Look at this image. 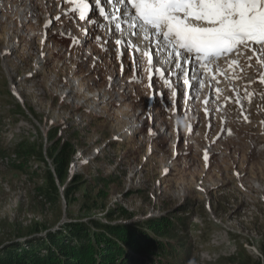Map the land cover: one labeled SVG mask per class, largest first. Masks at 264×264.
Instances as JSON below:
<instances>
[{"label": "rangeland", "instance_id": "rangeland-1", "mask_svg": "<svg viewBox=\"0 0 264 264\" xmlns=\"http://www.w3.org/2000/svg\"><path fill=\"white\" fill-rule=\"evenodd\" d=\"M54 3L0 2V262L264 264L259 50L237 49L257 57L232 59L235 84L201 81L183 106L133 51L121 73L90 22L85 63L58 53L79 28Z\"/></svg>", "mask_w": 264, "mask_h": 264}, {"label": "snow or ice", "instance_id": "snow-or-ice-1", "mask_svg": "<svg viewBox=\"0 0 264 264\" xmlns=\"http://www.w3.org/2000/svg\"><path fill=\"white\" fill-rule=\"evenodd\" d=\"M104 2L96 0L100 14L112 20L115 33H119L117 45L135 47L130 41L140 36L150 42L149 51L144 53L149 65V86L154 62V71L161 76L164 69L158 65L174 62L176 73L172 74L177 81V73L183 72L184 84L195 91L202 80L198 65L216 64L238 46L259 45L264 56V0H107L118 5L111 15L103 9ZM74 4L73 10L79 9L81 18H85L89 0H74ZM115 33L110 29V35ZM153 49L164 55L156 57ZM189 64L191 71L186 67Z\"/></svg>", "mask_w": 264, "mask_h": 264}, {"label": "built area", "instance_id": "built-area-1", "mask_svg": "<svg viewBox=\"0 0 264 264\" xmlns=\"http://www.w3.org/2000/svg\"><path fill=\"white\" fill-rule=\"evenodd\" d=\"M28 2H30V1H28ZM57 3H58V1H57ZM54 5H55V8H59V6H57L56 3H54ZM35 10L36 9H34L32 12H30V11L28 12L29 16L27 18V22H30V21L32 22V20L33 21H35V20L37 21L38 15L41 13V11L37 12V10L36 11ZM61 12H63V9H62ZM67 30H69V29H67ZM72 45H73V47H70V48L61 46L57 50V52L58 53H62L63 55L65 54V56H67V57H73L74 56L73 52H75L77 50L75 53L79 52V54H80V52H82L80 54L81 56H80V60H78V62L81 63V64L85 63L86 62V38H79V39H77L76 42H72ZM37 56L41 60L40 65H44L45 62H46V57H45L44 50H41V51L37 50ZM81 57H83L84 61H83V59H81ZM29 75H27V76H29ZM29 78H30V76H29ZM16 94H17V92H16Z\"/></svg>", "mask_w": 264, "mask_h": 264}, {"label": "bare ground", "instance_id": "bare-ground-1", "mask_svg": "<svg viewBox=\"0 0 264 264\" xmlns=\"http://www.w3.org/2000/svg\"><path fill=\"white\" fill-rule=\"evenodd\" d=\"M105 8L107 9V13H110V11H109L110 6L108 5V7H105ZM27 14H28V13H27ZM133 39H134V38H132V41H133ZM137 39H138V38H136L135 41H138ZM140 39H142V36L140 37ZM143 40H144V39H143ZM144 41L146 42V40H144ZM142 43H143V42H142ZM242 47L245 48V50L247 49L246 51H248V50H249V51H255V53H257L258 50H259V46H258V45H251L250 47H244V46H242ZM239 49H242V48H239ZM155 54H157V53L155 52ZM162 54H164V53H162ZM235 57H236V56H235ZM236 60L238 61V57H236ZM172 65H174V67H173V69H174V68H175V64H174V62L172 63ZM172 65H171V66H172ZM213 65H217V63H216V64H213ZM171 66H170V67H171ZM210 66H211V65H210ZM188 67H189L188 70L191 71L192 65L189 64ZM198 67H200V66L198 65ZM211 67H213V66H211ZM209 72L211 73L210 75L212 76V75H214L213 73H214L215 71H213V68H211ZM181 74H182L181 72L177 73V75H179V76H180ZM172 75H173V74H172ZM182 75H183V74H182ZM199 75L202 77V80H201L202 83H204L206 86H208V84H210V82L212 83V79H211V78L208 79V77H206L207 74H206L204 71H202L201 69H199ZM208 75H209V74H208ZM175 77H176V75H175ZM184 78H185V77L183 76V79H184ZM214 78H215V77H213V79H214ZM173 79L176 80V78H173ZM173 79H171V82H173ZM181 79H182V78H181ZM181 79H180V80H181ZM157 80H158V79H157ZM169 80H170V79H169ZM206 81H208V84L205 83ZM166 82H167V81H166ZM179 83H181V81H180ZM202 83H201V84H202ZM196 86H197V85H196ZM166 87H167V86H166ZM201 89H202V88H201ZM166 90H167V89H166ZM15 93H16V92H15ZM178 94H179V93H178Z\"/></svg>", "mask_w": 264, "mask_h": 264}, {"label": "water", "instance_id": "water-1", "mask_svg": "<svg viewBox=\"0 0 264 264\" xmlns=\"http://www.w3.org/2000/svg\"><path fill=\"white\" fill-rule=\"evenodd\" d=\"M47 232L48 231H44V232H40V233L29 235V236L19 237V238L14 239V240L7 241L6 244H10L9 242H11V243H21V242H24V241H29V240H32V239L40 238V237L48 234Z\"/></svg>", "mask_w": 264, "mask_h": 264}, {"label": "trees", "instance_id": "trees-1", "mask_svg": "<svg viewBox=\"0 0 264 264\" xmlns=\"http://www.w3.org/2000/svg\"><path fill=\"white\" fill-rule=\"evenodd\" d=\"M262 252H263V255H264V249H262ZM53 255V254H52ZM54 256V255H53ZM137 259H139L137 256H136V262L138 261ZM145 263H148V262H144ZM0 264H24V263H20V262H14V263H8V262H0Z\"/></svg>", "mask_w": 264, "mask_h": 264}]
</instances>
